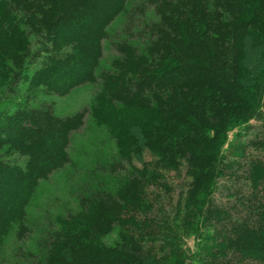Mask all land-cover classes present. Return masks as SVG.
Returning a JSON list of instances; mask_svg holds the SVG:
<instances>
[{
	"label": "trees",
	"instance_id": "1",
	"mask_svg": "<svg viewBox=\"0 0 264 264\" xmlns=\"http://www.w3.org/2000/svg\"><path fill=\"white\" fill-rule=\"evenodd\" d=\"M128 2L0 0V91L94 87L73 114L0 107V246L27 236L39 182L70 162L89 114L114 153L14 264H264V0H141L99 69Z\"/></svg>",
	"mask_w": 264,
	"mask_h": 264
},
{
	"label": "rangeland",
	"instance_id": "2",
	"mask_svg": "<svg viewBox=\"0 0 264 264\" xmlns=\"http://www.w3.org/2000/svg\"><path fill=\"white\" fill-rule=\"evenodd\" d=\"M141 0H129L124 13L119 16L108 28L107 38L103 41L102 56L99 63V69L110 67L111 61L117 57L114 44L127 36L124 27L128 21L130 9ZM132 10V9H131ZM144 20L152 15V9L146 5ZM139 15L135 17V23L139 20ZM132 32H135L133 30ZM37 45L33 44V48ZM1 89V88H0ZM94 87L92 84L85 83L73 88L66 95H57L38 91L32 98L25 100V91L20 85L17 92H7L4 88L0 91V107L9 106L20 101L27 102L29 105L39 103L49 104L56 115L73 114L84 107H87L92 99ZM249 123L257 124L255 120H249ZM241 126H235L228 131L227 137L233 139ZM109 135L104 126L93 123L89 114L85 117L84 125L74 131L71 135L69 153L71 160L62 169L53 172L48 178L39 182L31 203L27 207V223L30 231L23 240L16 237V228H12L4 237L0 246V264H14L15 254L18 247L26 249L31 245L34 235L43 233L52 222L54 215L59 212H67L75 207L72 194L76 190V182L87 170L92 167L95 159L100 162L109 160L114 153L113 142L108 138ZM106 158V159H105ZM9 159L22 163L23 159L16 154L10 155ZM115 239V233L104 239V242L111 243ZM190 247L193 245L191 238H187Z\"/></svg>",
	"mask_w": 264,
	"mask_h": 264
}]
</instances>
